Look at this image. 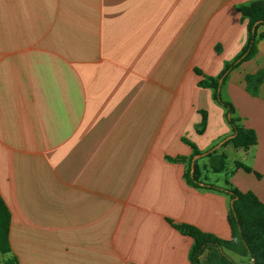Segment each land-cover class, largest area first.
<instances>
[{"label":"crops","instance_id":"obj_1","mask_svg":"<svg viewBox=\"0 0 264 264\" xmlns=\"http://www.w3.org/2000/svg\"><path fill=\"white\" fill-rule=\"evenodd\" d=\"M256 1L0 0V197L19 264H192L175 225L232 238L231 196L186 178L195 156L201 181L264 204V79L247 83L264 38L220 79L250 149L224 145L228 110L200 84L241 56Z\"/></svg>","mask_w":264,"mask_h":264},{"label":"trees","instance_id":"obj_2","mask_svg":"<svg viewBox=\"0 0 264 264\" xmlns=\"http://www.w3.org/2000/svg\"><path fill=\"white\" fill-rule=\"evenodd\" d=\"M242 14L248 20L250 29L248 45L236 61L227 65L219 79L206 77L200 84L214 89L215 99L228 110L233 133L224 145L232 143L236 148L248 150L257 143L256 134L253 130L243 128L239 124L234 106L222 99V82L220 79H223L224 82L232 70L256 56L258 40L264 38V33L258 34V28L264 26V1H256L244 7ZM263 79L264 71L255 76H249L247 83L250 90L257 93L258 85ZM199 154V151L195 152V155ZM207 156L211 158V167L215 173L226 170L227 154L218 155L213 152ZM196 170V167L194 171L190 168L186 173V178L192 186L199 189L225 192L231 196L232 208L229 223L232 238L231 240H223L215 234L204 232L193 225H175L182 234L190 236L194 240V246L190 252L192 264H239L227 255L226 250L248 256L252 259V264H264V204L254 193H244L234 187L223 188L201 181ZM10 224V210L0 197V264H19L18 259L11 254ZM3 256H11V258L4 260Z\"/></svg>","mask_w":264,"mask_h":264},{"label":"rangeland","instance_id":"obj_3","mask_svg":"<svg viewBox=\"0 0 264 264\" xmlns=\"http://www.w3.org/2000/svg\"><path fill=\"white\" fill-rule=\"evenodd\" d=\"M232 151H233V150H232ZM232 155H233V152L230 153V156H232ZM195 157H196V156H195ZM199 160H200V158L196 160V163H197ZM230 162H231V161H230ZM230 162H229V163H230ZM195 167H197L196 164H195ZM205 168L208 169V166H206ZM196 169H197V168H196ZM196 172H197V174H198V169L196 170ZM9 258H11V256H3V259H4V260H5V259H9Z\"/></svg>","mask_w":264,"mask_h":264},{"label":"water","instance_id":"obj_4","mask_svg":"<svg viewBox=\"0 0 264 264\" xmlns=\"http://www.w3.org/2000/svg\"><path fill=\"white\" fill-rule=\"evenodd\" d=\"M197 158H198V156L194 157V159H193L192 171H193V169H194V163H195V161L197 160Z\"/></svg>","mask_w":264,"mask_h":264}]
</instances>
